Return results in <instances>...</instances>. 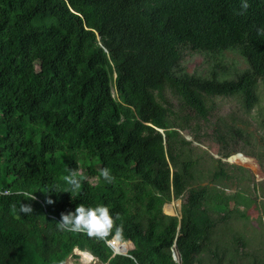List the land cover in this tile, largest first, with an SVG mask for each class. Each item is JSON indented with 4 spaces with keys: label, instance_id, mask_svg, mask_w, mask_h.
Listing matches in <instances>:
<instances>
[{
    "label": "trees",
    "instance_id": "obj_1",
    "mask_svg": "<svg viewBox=\"0 0 264 264\" xmlns=\"http://www.w3.org/2000/svg\"><path fill=\"white\" fill-rule=\"evenodd\" d=\"M241 2L0 0V190L36 197L0 195V264H62L75 248L108 264H223L226 247L215 229L234 212L244 216L229 205L240 200L219 183L188 188L190 179L172 173L171 165L198 160L175 128L189 116H173L162 93L168 88L205 121L206 95H238L246 111L254 107L264 77V36L257 34L264 0H248L243 15ZM230 50L246 63L231 76L223 63ZM186 51L203 54L207 73L186 71ZM218 121V154L228 157L237 149L221 126L230 140L241 130ZM193 139L200 141L196 133ZM214 159L213 179L230 178L226 163ZM102 168L111 169L113 183ZM70 171L82 180L79 194L59 192ZM181 195L179 216L166 214L162 206ZM21 203L33 213H20ZM78 204L119 214L122 235L108 241L117 236L133 248L113 254L108 242L59 231L61 213ZM232 241L244 245L236 234Z\"/></svg>",
    "mask_w": 264,
    "mask_h": 264
},
{
    "label": "rangeland",
    "instance_id": "obj_2",
    "mask_svg": "<svg viewBox=\"0 0 264 264\" xmlns=\"http://www.w3.org/2000/svg\"><path fill=\"white\" fill-rule=\"evenodd\" d=\"M223 63L228 66L229 76L233 75L235 70L238 71L246 67L242 57L232 50L225 52ZM182 64L186 71L197 74H205L209 68V63L204 60L203 54L192 51L185 52ZM257 93L258 101L249 111L244 109L241 97L238 95H206V102L210 106L209 115H207L210 117L207 121L202 117H194L192 110L180 102L178 97L168 88L164 89L162 93L163 103L173 110V116H189L190 119L187 122L180 123L175 128L187 140L192 141L191 154L198 160L196 165H171L172 173L175 176L176 174L177 176L183 175L190 179L188 188L196 184L219 183L226 193L237 194V199L240 200L238 203L235 202L234 198H230L229 205L233 209L238 208L244 216L234 212L230 218L224 222H219L215 229L214 239L219 242L220 249L221 246L226 247L224 253L219 251V255H222L223 264H230V259L232 264H250L255 257L260 260L264 258V77L258 80ZM112 94L116 97L113 88ZM217 118H220L218 123L224 122L228 125L232 124L235 128H240L241 135H235L234 139L231 140L230 134L224 126H221V133L229 142L228 146L235 147L237 152L241 153L235 152L230 154L228 158L218 154L221 147L214 137ZM186 124L191 128L185 129ZM193 133L198 134L200 141L193 139ZM214 158H220L222 162L226 163L223 168L230 174V178H224L220 181L213 179L212 174L218 168ZM236 166H242L243 169ZM182 198L181 195L165 203L162 210L166 214L179 216ZM243 198L247 200H241ZM170 208L172 209L171 212L169 211ZM233 234L242 238L243 246L238 241L233 243ZM116 237L111 239L113 248V240ZM124 242L130 244L128 240ZM128 247L125 246L124 248L129 249ZM236 247L237 250L234 251ZM122 251L125 252L126 250ZM201 257L205 260L208 254L204 252ZM62 264H83L77 248ZM91 264L108 263L101 262L94 257Z\"/></svg>",
    "mask_w": 264,
    "mask_h": 264
},
{
    "label": "clouds",
    "instance_id": "obj_3",
    "mask_svg": "<svg viewBox=\"0 0 264 264\" xmlns=\"http://www.w3.org/2000/svg\"><path fill=\"white\" fill-rule=\"evenodd\" d=\"M250 7L248 0H242L240 15L246 13ZM257 34L264 36V27L257 29ZM100 176L103 177L105 182L111 184L115 181L111 169H100ZM65 183L69 186L59 192H68L71 194H79L82 189V180L77 176L75 171H70V174L63 177ZM55 191V190H52ZM57 192V191H56ZM18 195L27 200H35L34 193L27 190H17L15 193L8 189L0 190V195ZM47 203H54L53 200L48 199ZM13 212H16L13 205ZM19 212L25 215L33 213L31 204L21 203ZM120 220L119 214L113 216L108 206L98 204L96 206H85L78 204L74 211L61 213V219L57 222V228L61 232L67 233H83L89 238L98 241L108 242V238L115 234L122 235V225H118L117 221Z\"/></svg>",
    "mask_w": 264,
    "mask_h": 264
},
{
    "label": "bare ground",
    "instance_id": "obj_4",
    "mask_svg": "<svg viewBox=\"0 0 264 264\" xmlns=\"http://www.w3.org/2000/svg\"><path fill=\"white\" fill-rule=\"evenodd\" d=\"M171 210L172 209L170 208L169 211L171 212ZM113 244H114V249L116 251H120V249L127 250L124 247L130 246L128 242L119 241L117 237L113 240ZM77 251L80 254V258L83 264H91V261L94 259V256L91 253H89L88 251L80 250L79 248H77Z\"/></svg>",
    "mask_w": 264,
    "mask_h": 264
},
{
    "label": "water",
    "instance_id": "obj_5",
    "mask_svg": "<svg viewBox=\"0 0 264 264\" xmlns=\"http://www.w3.org/2000/svg\"><path fill=\"white\" fill-rule=\"evenodd\" d=\"M159 131L162 132L163 130L159 129ZM237 153H241V152H237ZM227 158H228V157H227ZM227 161H228V160H227ZM122 242H124V241H122ZM109 244H110L111 248L113 249V254H115V253H125V252H127V251H125V252H122V251H116V250L112 247L111 243H109ZM130 244H131V246H130L129 249L133 248V244H132V242H130ZM172 256H173V258H174L175 260H178V255H177V253H176L175 251H173Z\"/></svg>",
    "mask_w": 264,
    "mask_h": 264
},
{
    "label": "built area",
    "instance_id": "obj_6",
    "mask_svg": "<svg viewBox=\"0 0 264 264\" xmlns=\"http://www.w3.org/2000/svg\"><path fill=\"white\" fill-rule=\"evenodd\" d=\"M109 243H111V240L108 241V244H109ZM109 245H110V244H109ZM111 245H112V243H111Z\"/></svg>",
    "mask_w": 264,
    "mask_h": 264
},
{
    "label": "crops",
    "instance_id": "obj_7",
    "mask_svg": "<svg viewBox=\"0 0 264 264\" xmlns=\"http://www.w3.org/2000/svg\"><path fill=\"white\" fill-rule=\"evenodd\" d=\"M131 246V245H130ZM130 246L128 248H130ZM127 249V248H126ZM120 250H124V249H120Z\"/></svg>",
    "mask_w": 264,
    "mask_h": 264
}]
</instances>
